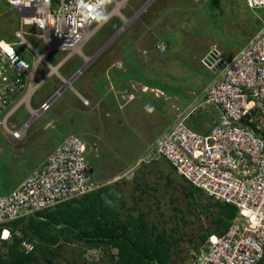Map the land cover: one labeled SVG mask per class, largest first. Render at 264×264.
<instances>
[{
    "label": "rangeland",
    "instance_id": "rangeland-1",
    "mask_svg": "<svg viewBox=\"0 0 264 264\" xmlns=\"http://www.w3.org/2000/svg\"><path fill=\"white\" fill-rule=\"evenodd\" d=\"M173 1L175 0H131L121 13L109 19V22L85 44L83 54H74L64 65V70L62 68L57 71L61 77L51 75L33 95L31 106L34 108L36 102L40 105V101L65 87V81L70 80L73 77L71 74L83 66L85 74L83 73L78 83L76 79L71 86L65 87V91L53 103L51 110L27 129L22 140H14L8 132L10 128L7 130L0 128V194L17 188L33 169L44 162L42 160L46 155L48 156L63 142L64 138L69 135L80 136L92 147L97 148V152L90 156V160L99 185L117 186L126 207L138 202L142 211L147 212L146 221L150 225L165 230L167 235H172L178 240L172 258L173 264H191L194 254L202 247L201 236L206 232L214 233L215 230L211 214L216 213V210L211 208L208 211L207 198L203 194H196L192 199L188 197L187 190L184 191V187L188 186L186 181L173 173L164 161L142 164L136 173L134 183L115 180L133 169L156 139L174 123L180 113L177 109L184 111L180 103L188 102V93L190 97V92H193L188 90L194 87L198 89L201 87L199 84L211 83L216 79L217 74L211 70L206 72L207 78L199 75L207 69L200 61L204 52L216 50L223 60L229 59L230 57L223 55V52L235 54L239 51L236 48L239 44L244 40H250L264 26V10H250L245 0H190V7L184 10L185 12H178L179 8L175 9L176 3L172 6ZM148 3V8L143 12L142 8ZM109 10L110 8H107L104 15H107ZM163 13L171 15L169 18L175 22L178 30L176 29L177 32L169 38L173 50L159 54L155 52V44L158 35L161 36L163 26L153 25L158 24L157 15L162 16ZM19 23L18 12L0 2V36L12 41ZM30 30L32 37L27 38L29 44L40 55L44 54L47 48L43 40L34 38L37 33L35 29ZM186 37H193L195 45L203 44L200 51L194 50L193 54L188 55V49L182 48L179 42V39ZM27 50L30 53L26 52L25 60L31 63L33 59L35 63L38 58L36 56L32 58V51ZM127 54H130L134 61L144 62L145 65L151 63L153 57L171 64L169 71L173 80L169 82L170 89L163 87L167 95L165 93L164 97L156 98L150 90L143 93L142 84L138 80L119 81L121 82L119 84L112 82V88L110 87L108 79L104 77L105 71L109 67H116L118 63H124ZM66 56L67 53H56L47 58V62L54 65ZM158 61L156 63H159ZM157 65L163 67L160 66L161 63ZM144 69L149 72L146 73L148 76L149 67ZM66 71L70 73L67 74ZM194 71L199 73L195 74ZM49 74L50 68L41 63L35 84ZM100 76L107 81L104 87L105 94L111 92L116 95L115 103L118 106L116 110L110 109L112 106L110 101H103L105 94L100 92L97 84ZM110 79L112 80V77ZM80 84L85 86V93L90 90L91 92L82 104L85 111L81 110V114L77 115L71 111V107L73 108L71 101L74 97L73 88L78 90ZM156 86L162 87L158 83ZM121 88L124 89L120 91ZM120 93H123L125 99L121 98ZM132 94L134 100L126 103V95ZM169 94L186 95V98L178 96L174 101L176 104L171 105V102L167 101V96L172 97ZM189 104V109L196 105L191 97ZM122 105L125 107L119 110ZM130 111L132 112L129 113ZM199 114L196 118L200 117ZM29 118V111L22 107L14 115L12 124L19 127ZM63 121L65 122L62 126H59L58 124ZM211 129H204L201 133L209 132ZM168 178L173 181L172 185H167ZM17 179L19 180L16 181ZM15 181L18 184L14 188ZM140 196L143 197L142 202L139 201ZM61 246V253H55V257L45 262L46 264H114L110 257L101 251L85 252L82 244L69 245L61 242ZM112 253L116 255V251Z\"/></svg>",
    "mask_w": 264,
    "mask_h": 264
},
{
    "label": "built area",
    "instance_id": "built-area-1",
    "mask_svg": "<svg viewBox=\"0 0 264 264\" xmlns=\"http://www.w3.org/2000/svg\"><path fill=\"white\" fill-rule=\"evenodd\" d=\"M0 1L17 11L20 19L14 39H0V128H10L11 137L22 140L27 129L51 109L63 92L56 91L39 108L31 106L33 95L45 82L35 84L39 65L56 53H67L62 61L67 62L116 9L125 8L131 0ZM246 4L250 10L264 9V0H246ZM107 8L110 13L105 16ZM29 27L37 33L34 38L43 40L47 48L44 54L29 44ZM27 49L32 51V58H38L35 63L33 59L31 63L25 60L26 52L30 53ZM166 49L163 41L156 46L158 53ZM217 57L211 67H206L221 70L220 76L202 99L219 110L220 120L202 134L190 127L197 108L180 112L172 127L150 146L133 169L115 181H132L142 164L165 160L207 199L237 210L229 230L220 237L209 236L194 255L193 263L264 264V138L255 131L264 134V26L232 60H223L219 52ZM80 75L79 71L65 86ZM22 107L29 111L30 118L16 127L12 121ZM96 152V146H88L80 136L69 135L15 190L0 196V252L3 243L12 240L5 224L102 188L90 160ZM22 247L25 252L34 251L28 241Z\"/></svg>",
    "mask_w": 264,
    "mask_h": 264
},
{
    "label": "trees",
    "instance_id": "trees-1",
    "mask_svg": "<svg viewBox=\"0 0 264 264\" xmlns=\"http://www.w3.org/2000/svg\"><path fill=\"white\" fill-rule=\"evenodd\" d=\"M255 10L261 9L253 11ZM126 60L130 68L133 67L130 54L126 55ZM131 60L132 62H129ZM112 69L109 75L112 77V82L117 84L127 78L128 75L123 74L122 69L115 66ZM97 82L100 92L105 94L104 87L107 81L100 76ZM149 85L146 84V86ZM103 98L105 102L110 101L111 110H116L118 106L113 94L108 93ZM198 123H194L193 128H196ZM255 131L264 138L262 131L256 129ZM168 166L174 172L173 168ZM167 180V185L173 184L172 180L169 178ZM16 181L14 188L18 184ZM187 185L184 191L187 190L188 197L191 199L195 198L196 194H203L188 183ZM11 190L0 195H7ZM139 201L142 202L143 199L140 198ZM207 202L208 211L211 208L216 210V213L211 214L214 218L212 222L215 230L214 233L206 232L204 236H201L203 242L212 234L223 236L237 216V210L231 206L210 199H207ZM147 216V212L142 211L138 202L131 207H126V202L121 199L117 186L106 185L80 199L71 200L53 209L39 211L27 218L5 224L4 227L11 231L12 240L3 243L0 264H46L49 259L55 257V253H61V242L69 245L82 244L85 252L101 251L108 255L114 264H173L172 258L178 240L172 235H167L165 230L150 225L146 221ZM26 240L31 244L35 243L34 251H24L22 243ZM113 251H116V255L112 253Z\"/></svg>",
    "mask_w": 264,
    "mask_h": 264
},
{
    "label": "crops",
    "instance_id": "crops-1",
    "mask_svg": "<svg viewBox=\"0 0 264 264\" xmlns=\"http://www.w3.org/2000/svg\"><path fill=\"white\" fill-rule=\"evenodd\" d=\"M208 1H211V0H208ZM189 2H190V0H175V1H173V4H172V6H175L174 4L176 3V7L177 8H175L176 10L178 9L179 11L178 12H181V11H184V10H186L188 7H190V4H189ZM245 4H246V0H245ZM170 11H172L171 9H170ZM185 12V11H184ZM183 13V12H182ZM171 18V15H169V13H163L162 14V16L160 15V14H158L157 15V18H158V21L156 22V23H158L157 25H153V27H156V26H160V25H162L163 26V31L161 32V36L160 35H158V38H157V40H164L167 44H168V50L171 52L172 50H173V47H172V44H171V42L169 41V38H171L172 37V35H174L176 32H177V25H175V22L172 20V19H170ZM166 20V21H165ZM163 21H164V23H163ZM153 27L151 28V29H153ZM177 29V30H176ZM194 39H193V37L192 38H189V37H186V38H183V39H179V42L182 44V48H184L185 50H187L188 49V55H190V54H193L194 53V50H199L200 51V47H202L203 46V44H201V45H195L194 44ZM244 41H246V40H244ZM242 42L241 44H239L236 48L237 49H239V51H237L235 54H230L229 52H223V55H227V56H229L230 58L229 59H226V61H230V60H232L243 48H244V46L247 44V42L249 41H246V42ZM201 42H203V39L201 40ZM205 48H207L206 46H204ZM144 49V48H143ZM169 52V53H170ZM204 52V50L202 51V53ZM145 53V55L147 54L146 52H144ZM166 53H168V51L166 52ZM165 53V54H166ZM209 53H211V51H205L204 52V54H203V56H201V58H200V61H201V63L203 64V61H204V59L209 55ZM144 54H142V56H143ZM148 55V54H147ZM51 56H53V55H51ZM50 56V57H51ZM154 56V55H153ZM151 57H152V55H151ZM196 57H198V56H196ZM196 57H194V59H198V58H196ZM46 60H47V58H46ZM54 61H56V59H54ZM158 61V59L157 58H155V57H153L151 60H150V62L151 63H149L148 65H145V63L144 62H142V63H139V61L138 62H136V61H134V59H133V62H132V60L131 61H129V62H132L131 64L133 65V67H131L130 68V66L127 64L128 63V61L127 60H125V62L124 63H120L121 65H122V67H123V71H121L123 74H127L128 76H127V78L124 80V79H122V81L121 82H129V81H133V80H138L141 84H142V87L143 86H145L146 84H150L148 87H150V88H153V89H157V90H160V91H163L164 93H166L165 91H164V89H163V87L164 88H168V89H170V85H169V82H172V80H173V77L170 75V71H169V66L171 65L170 63H163V61L161 60V61H158L159 63H161V65L160 66H163V67H158L159 65H157V64H159V63H156ZM58 64V62H56L54 65H51V64H49L48 62H47V65H48V67L50 68H52V69H50V74L48 75V76H46V77H50L51 75H53V74H55V75H61V74H56L55 72L53 73V69H55V65H57ZM128 66V67H127ZM144 67H149V70H150V74L148 75V76H146L147 74L146 73H149V72H147V71H145V69H144ZM207 68V67H206ZM78 69H80V68H78ZM77 69V70H78ZM62 70H64V67H63V69ZM76 70V71H77ZM113 69H112V67H109L108 69H107V71H105V74H104V77L106 78V79H108V82H109V85H110V87L112 88V80L110 79V77H109V75H110V72L112 71ZM211 69H205V71L203 70V74H201V73H199V72H195L194 71V73L196 74H198L199 73V75H202L204 78L206 77L207 78V75H206V72L207 71H210ZM44 71V70H43ZM75 71V72H76ZM127 71H129V72H127ZM215 75L217 74V77H216V79L214 80V81H212L211 83H204V85H202V84H199L201 87L200 88H198V89H196V87H194V88H190L188 91H193V92H190V97H191V99L195 102V108H197V111H198V113H200L199 115H200V117L198 118H196V115L198 114L197 113V111H196V113H195V115H194V118L192 119V121H190V126L191 127H193L194 125V123L195 124H197L198 122V125H196V128L194 127V129L196 130V131H200V133L201 132H203L204 131V129H211L212 128V125L213 124H216L219 120H220V112H219V110L218 109H216L214 106H212V105H209V104H206L205 103V100L204 99H202V95H203V93L206 91V90H208L213 84H214V82L219 78L218 76H220V72H221V70H211ZM46 72V71H45ZM67 72V74H69L70 73V71H66ZM74 72V73H75ZM61 73V72H60ZM74 73H72V74H74ZM72 74H71V76H72ZM196 78H198V77H196ZM193 79H195V78H193ZM195 80H197V79H195ZM78 81H79V79L76 81L77 83H78ZM199 81V80H198ZM121 82H118V84L119 83H121ZM146 83V84H145ZM159 84V86H162L161 88H159V87H157V86H155L156 84ZM195 83H197L196 81H195ZM98 84V83H97ZM198 84V83H197ZM152 85V86H151ZM80 87V88H79ZM118 87V86H117ZM90 89V88H89ZM122 89H124V88H121L120 89V91H122ZM85 90H86V88H85V86L84 85H78V90H76V89H74L73 88V93H74V97H73V99H72V101L71 102H73L72 103V106H73V108L71 107V111H72V113L73 114H81V110L82 111H85V108H83L82 107V104H83V102L85 101V98L86 97H89L88 95H90V92H91V90H90V92L89 91H87V93H85ZM110 90V89H109ZM108 90V91H109ZM195 90L197 91V92H195ZM188 91H186L187 93H188ZM109 93H111V92H109ZM96 94V93H95ZM113 94V93H112ZM114 95V94H113ZM166 95H167V93H166ZM170 96H172V97H169V96H167V101L168 102H171V105H175L176 104V102L174 103V101H175V98H177L178 96L179 97H183V98H186V95H184V96H182V95H177V94H169ZM52 95H49L48 96V98H50ZM106 96V95H105ZM114 97L116 98V95H114ZM174 97V98H173ZM190 97H189V93H188V98H187V100H188V102H186V101H181V103H180V107L182 108V109H187L188 107H190ZM48 98H46V99H48ZM169 98V99H168ZM46 99H44V100H42V102H41V104L46 100ZM104 102H105V100H103ZM71 102L68 104V106L71 104ZM77 103V104H76ZM90 103L91 102H89V105H90ZM76 104V105H75ZM85 104V103H84ZM184 104H187V106L186 105H184ZM35 105L36 106H40L39 104H37V102L35 103ZM75 105V106H74ZM86 105V104H85ZM184 105V106H183ZM86 107V106H85ZM183 107H186V108H183ZM200 108V109H199ZM132 111H130L129 113H131ZM71 113V115L73 116V114ZM65 121H63L62 123H60V124H58L59 126H62V124L64 123ZM71 123L73 124V122L71 121ZM208 123H211L210 125H208ZM173 125V124H172ZM171 125V126H172ZM171 126H169L168 128H167V130H169L170 128H171ZM214 127V126H213ZM206 131V130H205ZM205 133H208V132H205ZM202 134H204V133H202ZM47 159V155H46V158L45 159H43L42 161H44L45 162V160ZM43 162V163H44ZM159 162V161H158ZM42 165V164H41ZM38 167H40V165H38L35 169H37ZM35 169H33L31 172H33ZM139 172V171H138ZM174 173V172H173ZM135 177H136V174H135ZM103 186H106V185H103ZM140 198L141 199H143V197L142 196H140ZM123 213V212H122Z\"/></svg>",
    "mask_w": 264,
    "mask_h": 264
},
{
    "label": "clouds",
    "instance_id": "clouds-1",
    "mask_svg": "<svg viewBox=\"0 0 264 264\" xmlns=\"http://www.w3.org/2000/svg\"><path fill=\"white\" fill-rule=\"evenodd\" d=\"M0 2H1V1H0ZM1 3H2V4H6L8 7H10V6L8 5V3H5V2H1ZM149 3H150V2H149ZM149 3H148L147 5H145V6L142 8V11H143V12L146 11V9L148 8L147 6L149 5ZM246 6H247V4H246ZM10 8L13 9L12 7H10ZM123 9H124V8H121V9H120V13H121V11H122ZM13 10H14V9H13ZM109 13H110V10H109ZM109 13H108L107 15H105V16H108ZM118 14H119V13H118ZM115 15H117V14L114 13L111 17L107 18V21L105 22V24L103 25V27L109 22V19H111V18H112L113 16H115ZM19 26H20V23H19ZM103 27H102V28H103ZM102 28H101V29H102ZM18 29H19V28H18ZM18 29H17V30H18ZM28 29L30 30V29H34V28L29 27ZM30 31H31V30H30ZM14 37H15V36H14ZM92 37H93V36H92ZM92 37H91V38H92ZM30 38H31V37H30ZM91 38H90L88 41H90ZM0 39H3V38L0 37ZM36 39H37V38H36ZM3 40H6V39H3ZM6 41H9V40H6ZM88 41H87V42H88ZM160 41L165 42L164 40H157V41H156V44H155V52H156V53H158V52L156 51V46H157V44H158ZM87 42H86V43H87ZM86 43H85V44H86ZM165 43H166V42H165ZM166 44H167V43H166ZM84 46H85V45H84ZM84 46H83V47H84ZM82 49H83V48H82ZM82 49H81V51H80L78 54H80V55L83 54ZM167 50H168V44H167V49H166V51H165L164 53H159V54H165V53L167 52ZM211 52H212V51H211ZM49 57H50V56H47L46 58H49ZM46 58H45L46 63H43V64H45V65H47V60H46ZM65 58H66V57H65ZM69 59H70V58H68V61H70ZM63 60H64V59H63ZM63 60H61V61L58 62L57 67H55V69H56V72H55V73H57V71H58L59 69H62V68L64 67V65L68 62V61H67V62H64V63H63V62H62ZM203 65L206 67L205 64H203ZM47 66H48V65H47ZM116 67L122 69V71H123V67H122V65H121L120 63H118V64L116 65ZM50 69H52V68L50 67ZM60 71H61V70H60ZM79 71L81 72V75L78 76L77 80L80 79V78L85 74V72H83V66H82V67H80V69H78L74 74H72L73 77H74ZM83 73H84V74H83ZM59 76H60V75H59ZM60 77H61V76H60ZM73 77H72V78H73ZM72 78H71V79H72ZM44 79H45V81H46V80L48 79V77H45ZM44 79H43V80H44ZM68 81H69V80H68ZM65 82H66V81H65ZM39 83H40V82H39ZM39 83H37V84H39ZM43 84H44V83H43ZM72 84H73V82L71 83V85H72ZM71 85H70V86H71ZM66 86H67V85H66ZM66 86H65V87H66ZM65 87H63V88L61 89V91H65ZM145 88H147V90H145ZM141 90H142L143 93H147L148 90H150V92H151V93H154L155 96H156L155 91H159L160 93L163 94V95H160V96H156V98H162V97L165 96V93H164L163 91H160V90H157V89L150 88V87H148V86H146V85L143 86V88H142ZM126 94H127V93H126ZM203 94H204V93H203ZM120 96H121V98H124V99H125L123 93H120ZM202 96H203V95H202ZM46 100H48V99H46ZM46 100H45V101H46ZM133 100H134L133 94H132V95H129V96L126 95V103H130V102L133 101ZM45 101H44V102H45ZM85 104H86V103H85ZM40 105H41V104H40ZM39 107H40V106H36V107H34V108L36 109V108H39ZM124 107H125V105L120 106L119 110H122ZM51 108H52V107H51ZM193 108H195V106H194ZM191 109H192V108H191ZM191 109H189V107H188L187 109H183V110H184L185 112H187L188 110H191ZM50 110H51V109H50ZM50 110H49V111H50ZM49 111H48V112H49ZM177 111H178V112H183V111L180 110V108H178ZM48 112H46V113H48ZM46 113H44V114L41 116V118H42ZM194 114H195V113H194ZM194 114H193V118H194ZM41 118H40V119H41ZM193 118H192V119H193ZM191 121H192V120H191ZM173 124H174V123H173ZM171 127H172V126H171ZM190 127H191V126H190ZM191 128L194 129L193 127H191ZM194 130H195V129H194ZM167 131H168V130H166L165 132H167ZM165 132H164V133H165ZM164 133H163V134H164ZM163 134H162V135H163ZM162 135H161V136H162ZM161 136H160V137H161ZM160 137H159V138H160ZM159 138H157L156 141H157ZM156 141H155V142H156ZM155 142H154V143H155ZM154 143H153V144H154ZM153 144H152V145H153ZM49 155H50V154H49ZM49 155H48V156H49ZM145 155H146V154H145ZM145 155H144V156H145ZM48 156H47V157H48ZM144 156H142V158H143ZM142 158H140V159H142ZM140 159H139V160H140ZM160 161H164V162H166L165 160H159V162H160ZM153 162H158V161H153ZM166 163H167V162H166ZM136 164H137V163H136ZM136 164H135V165H136ZM167 164H168V163H167ZM135 165H134V166H135ZM168 165H169V164H168ZM134 166H133V167H134ZM138 169H139V168H138ZM138 169L136 170L135 174L137 173ZM128 171H129V170H128ZM128 171H126V173H127ZM174 173H175V171H174ZM175 174H176V173H175ZM123 175H124V174H123ZM176 175H177V174H176ZM177 176H178V175H177ZM135 178H136V177H134L132 181H127V180H125V179H123V180H124L125 182H127V183H134V182H135ZM120 181H121V180H120ZM115 182H116V181H115ZM117 182H118V181H117ZM102 187H103V186H102ZM15 189H16V188H15ZM15 189H14V190H15ZM12 191H13V190H12ZM12 191H11V192H12ZM11 192H10V193H11ZM8 194H9V193H8ZM0 196H1V195H0ZM212 235H213V234H212ZM208 238H209V237H208ZM205 242H206V241H205ZM205 242H204V243H205ZM204 243H203V244H204ZM203 244H202V245H203Z\"/></svg>",
    "mask_w": 264,
    "mask_h": 264
},
{
    "label": "water",
    "instance_id": "water-1",
    "mask_svg": "<svg viewBox=\"0 0 264 264\" xmlns=\"http://www.w3.org/2000/svg\"><path fill=\"white\" fill-rule=\"evenodd\" d=\"M217 55H218L217 51H212L204 59L203 64H205L207 67H211L217 61V59H218Z\"/></svg>",
    "mask_w": 264,
    "mask_h": 264
},
{
    "label": "bare ground",
    "instance_id": "bare-ground-1",
    "mask_svg": "<svg viewBox=\"0 0 264 264\" xmlns=\"http://www.w3.org/2000/svg\"><path fill=\"white\" fill-rule=\"evenodd\" d=\"M116 14L120 13V8L119 9H116L115 11ZM42 60L44 61V58H42ZM56 72V69H53V73ZM69 86V85H68Z\"/></svg>",
    "mask_w": 264,
    "mask_h": 264
},
{
    "label": "flooded vegetation",
    "instance_id": "flooded-vegetation-1",
    "mask_svg": "<svg viewBox=\"0 0 264 264\" xmlns=\"http://www.w3.org/2000/svg\"><path fill=\"white\" fill-rule=\"evenodd\" d=\"M203 242V241H202ZM204 243V242H203ZM199 251V250H198ZM196 253V252H195Z\"/></svg>",
    "mask_w": 264,
    "mask_h": 264
},
{
    "label": "snow or ice",
    "instance_id": "snow-or-ice-1",
    "mask_svg": "<svg viewBox=\"0 0 264 264\" xmlns=\"http://www.w3.org/2000/svg\"><path fill=\"white\" fill-rule=\"evenodd\" d=\"M10 51V50H9ZM5 235H7L6 233H5Z\"/></svg>",
    "mask_w": 264,
    "mask_h": 264
}]
</instances>
